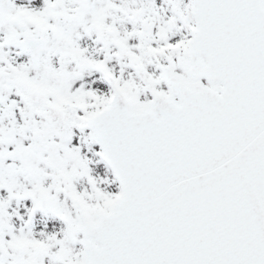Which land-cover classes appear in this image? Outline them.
Returning a JSON list of instances; mask_svg holds the SVG:
<instances>
[{"label": "snow or ice", "instance_id": "obj_1", "mask_svg": "<svg viewBox=\"0 0 264 264\" xmlns=\"http://www.w3.org/2000/svg\"><path fill=\"white\" fill-rule=\"evenodd\" d=\"M0 264H264V0H0Z\"/></svg>", "mask_w": 264, "mask_h": 264}]
</instances>
